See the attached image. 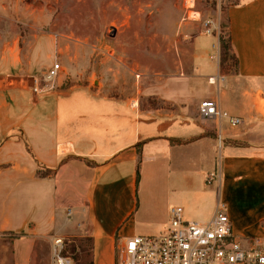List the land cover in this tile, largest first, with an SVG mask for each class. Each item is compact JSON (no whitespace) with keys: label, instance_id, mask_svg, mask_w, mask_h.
<instances>
[{"label":"crops","instance_id":"0c3cea01","mask_svg":"<svg viewBox=\"0 0 264 264\" xmlns=\"http://www.w3.org/2000/svg\"><path fill=\"white\" fill-rule=\"evenodd\" d=\"M224 5L237 66L215 84L221 29L211 50L198 39L211 33H201L192 72L152 94L167 107L146 109L89 85L35 94L33 78L53 65L56 37L0 46V234L23 232L24 264L38 240L51 256L56 237L80 254L89 248L83 263L71 255L77 264H118L125 238L165 230L176 206L186 220H209L219 196L231 199L238 237L264 233V0ZM207 98L243 123L202 118Z\"/></svg>","mask_w":264,"mask_h":264},{"label":"rangeland","instance_id":"374dc122","mask_svg":"<svg viewBox=\"0 0 264 264\" xmlns=\"http://www.w3.org/2000/svg\"><path fill=\"white\" fill-rule=\"evenodd\" d=\"M225 2L194 0V6L188 7V0H0V46L10 41L23 46L35 34H53L58 48L52 64L63 65L59 87L89 85L101 95L134 99L146 109L167 107L152 94L168 78L192 72L194 41L206 32L207 21L212 33L198 39L204 47L210 44L211 50L221 29L220 61L225 58L224 67L234 68L232 53L225 46L229 40ZM193 12L200 17L193 18ZM205 86L207 91L210 85ZM217 151L219 156V145ZM221 199L232 211L231 199ZM233 232L240 236L234 225ZM243 236L264 238V233ZM22 237L0 234V264H24L17 256ZM33 247L31 264H50L49 244L38 240ZM68 248L80 263L89 260V248L84 254L76 251L75 244Z\"/></svg>","mask_w":264,"mask_h":264},{"label":"built area","instance_id":"2783aa9c","mask_svg":"<svg viewBox=\"0 0 264 264\" xmlns=\"http://www.w3.org/2000/svg\"><path fill=\"white\" fill-rule=\"evenodd\" d=\"M209 23L206 22V33L213 30ZM214 48V57L220 61V42L214 44ZM62 71V63L55 61L43 76L33 78V92L43 94L56 90ZM220 79H224L223 74L213 82L217 84ZM199 114L204 119H227L232 126L243 123L241 117L223 109L215 98L202 100ZM214 181H220L218 171L210 172L207 177L208 183ZM69 243L62 237L52 240L50 264H77L70 254ZM118 253V264H264V238L243 239L234 235L228 206L219 196L215 213L209 220H186L183 208L173 207L165 230L127 237Z\"/></svg>","mask_w":264,"mask_h":264},{"label":"trees","instance_id":"16d2710c","mask_svg":"<svg viewBox=\"0 0 264 264\" xmlns=\"http://www.w3.org/2000/svg\"><path fill=\"white\" fill-rule=\"evenodd\" d=\"M221 40H222V37L220 38ZM227 48H228V50H230L231 51V53H232V46H231V43H230V40H228L227 41V43H226V45H225ZM231 59L232 60H234V67H236L237 66V58H236V56L232 53V57H231ZM226 63V59L224 58L222 61H221V74H226V73H229L230 72V70L231 69H229V67H224V64ZM233 67V66H232ZM232 67H230V68H232ZM20 234H23V232L22 233H20ZM88 264H92V262H90V263H88Z\"/></svg>","mask_w":264,"mask_h":264},{"label":"bare ground","instance_id":"6f19581e","mask_svg":"<svg viewBox=\"0 0 264 264\" xmlns=\"http://www.w3.org/2000/svg\"><path fill=\"white\" fill-rule=\"evenodd\" d=\"M194 4H195V3H194V0H188V7H193ZM199 14H200V13L193 12V13H192V16H193V18H194V17L197 18V17H200ZM190 16H191V15H190ZM135 104H137V102H136ZM261 104H262V102H261Z\"/></svg>","mask_w":264,"mask_h":264}]
</instances>
